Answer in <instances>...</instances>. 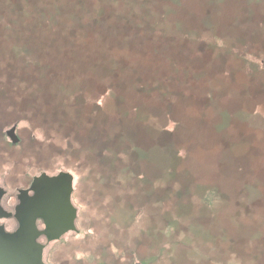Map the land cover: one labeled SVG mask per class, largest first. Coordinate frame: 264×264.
<instances>
[{"label": "rangeland", "instance_id": "rangeland-1", "mask_svg": "<svg viewBox=\"0 0 264 264\" xmlns=\"http://www.w3.org/2000/svg\"><path fill=\"white\" fill-rule=\"evenodd\" d=\"M42 171L47 264H264V0H0V184Z\"/></svg>", "mask_w": 264, "mask_h": 264}, {"label": "flooded vegetation", "instance_id": "flooded-vegetation-1", "mask_svg": "<svg viewBox=\"0 0 264 264\" xmlns=\"http://www.w3.org/2000/svg\"><path fill=\"white\" fill-rule=\"evenodd\" d=\"M13 128L14 127L6 131V135L11 141V146H15L17 144L10 136V131ZM4 156H6L5 153ZM60 173L61 172L50 174L42 171L39 175L43 176V174H45L49 177H55L59 176ZM7 174L12 175L10 172ZM39 175H34L29 179L27 185L25 184L24 186H18L14 191H11L5 183L0 184V249H9L10 251L14 252L13 257L11 258L12 264H15L16 260H18L17 264H20L21 262L22 264H47L45 260L47 245L49 243L61 240L68 232L72 230L74 231V229H70L58 238H51L53 236H50V234H53V232H49L48 223L52 221L49 218L43 217V196L41 199V216L36 218L34 221V228L32 227L31 221L29 220L26 213H22V211H20V207L23 203L21 196H24L25 191H28V193H26L28 196L34 195V191L31 189V186L35 177ZM72 180L73 178L71 179V177L67 176L62 178L60 184L57 183V186L60 187V190H63L64 192L71 191V209L69 213L70 215H68L70 217L74 215V208L75 210L77 209L73 201ZM9 181H13V178L9 177ZM9 181L7 178L6 183ZM75 222L76 217L74 219V224ZM16 253H18V255Z\"/></svg>", "mask_w": 264, "mask_h": 264}, {"label": "water", "instance_id": "water-1", "mask_svg": "<svg viewBox=\"0 0 264 264\" xmlns=\"http://www.w3.org/2000/svg\"><path fill=\"white\" fill-rule=\"evenodd\" d=\"M10 136L13 141H18V137L15 133V128L10 131ZM67 176L71 177L72 179L71 174L66 172H61L59 176L55 177H49L45 174H43V176H37L35 177L31 186V189L34 191V195L28 196V194H26L28 193V191H25L24 196H21L23 203L20 207V211H22V213H26L29 220L31 221V225L33 228L35 227L34 221L36 220V218L41 216V199L43 196V217L49 218L52 221L48 223L49 232H53V234H50V236H53L51 238H58L70 229L76 230V226L74 224V219L76 217L75 208L74 215L71 217L68 216L70 215L69 213L71 209V191L64 192L63 190L59 189V186H57V183L60 184L62 178ZM13 254L14 252L10 251L9 249H0V264H12L11 258L13 257ZM16 254L18 255V253ZM17 263L18 260H16L15 264ZM20 264H22V262Z\"/></svg>", "mask_w": 264, "mask_h": 264}]
</instances>
